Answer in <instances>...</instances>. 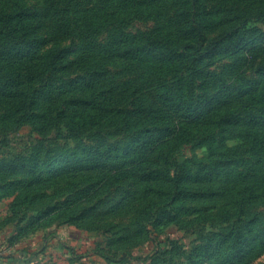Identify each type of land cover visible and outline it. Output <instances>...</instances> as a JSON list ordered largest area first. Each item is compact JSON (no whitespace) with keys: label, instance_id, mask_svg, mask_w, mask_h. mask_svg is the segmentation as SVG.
Returning a JSON list of instances; mask_svg holds the SVG:
<instances>
[{"label":"rangeland","instance_id":"374dc122","mask_svg":"<svg viewBox=\"0 0 264 264\" xmlns=\"http://www.w3.org/2000/svg\"><path fill=\"white\" fill-rule=\"evenodd\" d=\"M0 264H264V0H0Z\"/></svg>","mask_w":264,"mask_h":264},{"label":"trees","instance_id":"16d2710c","mask_svg":"<svg viewBox=\"0 0 264 264\" xmlns=\"http://www.w3.org/2000/svg\"><path fill=\"white\" fill-rule=\"evenodd\" d=\"M69 2L71 3L72 0H69ZM232 35H233V34L230 33V36H232ZM222 40H223V38L220 36V37L217 39L216 43H220V42H222Z\"/></svg>","mask_w":264,"mask_h":264}]
</instances>
